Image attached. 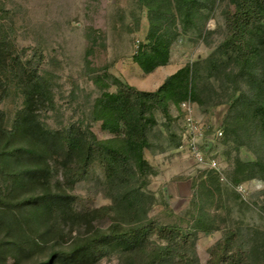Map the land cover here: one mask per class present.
Listing matches in <instances>:
<instances>
[{
	"label": "rangeland",
	"instance_id": "374dc122",
	"mask_svg": "<svg viewBox=\"0 0 264 264\" xmlns=\"http://www.w3.org/2000/svg\"><path fill=\"white\" fill-rule=\"evenodd\" d=\"M210 4H197L193 16L185 21L176 0H0V41L11 45L21 59L16 75L0 74L4 81L9 80L0 104L1 130L15 128L17 112L24 104L22 89L37 72L48 90L47 102L35 107L44 126L59 129L75 124L96 141L122 149L127 132L124 116L105 108L111 101L106 99L108 95L120 94L123 84L158 90L181 68L199 63L191 84L196 89L191 99L194 114L214 131L221 128L227 133L202 144L204 156L199 160L188 148L181 109L185 100L167 95L166 109L148 101L142 169L132 158L129 166L135 175L129 170V177L123 180L119 170L110 175L107 164L93 158L84 176L66 189L77 210L106 209L93 218L91 231L81 226L65 239L69 243L76 235L87 238L94 228L127 231L152 224L155 230L135 245L124 239L110 240L98 260L83 264H177L182 258L192 264H210L214 247L227 235L233 237L232 249L242 264H261L264 168L251 164L260 161L264 165V139L244 130L257 134L246 115H242L244 128L239 134L231 127L239 112L233 102L246 86L244 80L225 73L233 59L220 49L227 33L226 11L233 6L230 0ZM160 38L167 42L166 62L155 49ZM142 54L147 58L156 55L159 63L144 69L137 59ZM208 58L212 60L208 62ZM0 85L1 90L6 88ZM239 135L245 146H237ZM50 164L55 186L62 180L61 169L54 158ZM249 171L253 178L243 180ZM7 182L6 175L0 176V183ZM31 192L23 189L17 197ZM36 223L31 222V230L45 237L46 227ZM163 226L169 227L166 235L161 233ZM57 230L49 231L45 238L50 241L43 251L31 252L17 264H48L49 255L65 245L52 239L61 236ZM2 241L5 244L9 238L1 231ZM149 244L163 251L155 252ZM14 251H6L0 260L14 264Z\"/></svg>",
	"mask_w": 264,
	"mask_h": 264
},
{
	"label": "trees",
	"instance_id": "16d2710c",
	"mask_svg": "<svg viewBox=\"0 0 264 264\" xmlns=\"http://www.w3.org/2000/svg\"><path fill=\"white\" fill-rule=\"evenodd\" d=\"M176 1L187 21L193 16L197 4L211 5L214 0ZM230 2L233 7L226 11L227 33L220 49L223 55L232 56L233 63L224 70L227 75L244 80L246 84L245 89L233 102L232 106L239 112L233 116L231 127L238 133L244 128L242 115H246V118H251L249 124L256 126L257 134L251 133L248 129L244 130L250 136L258 135L264 139V0H230ZM158 41V46H155L157 55H163L162 62H166L167 42L165 43L162 38ZM137 59L146 70L159 63L154 54L148 58L142 54ZM211 60L212 58L207 59L208 62ZM148 63L152 66L147 65ZM197 64L199 65V63L188 64L181 68L158 90L143 91L123 84V91L120 94L108 95L106 99L111 101L105 108H108L109 112L124 116L127 132L124 140L122 139V149L110 146L106 141H96L86 129L75 124L59 129L44 126L38 119L35 107L47 102L45 95L48 90L41 81L43 77L37 72L34 73L32 80L22 89L24 104L17 112L15 128L1 130L0 127V176L6 175L8 180L7 184L0 183V232L2 231L9 238L5 244L3 241L0 243V259L5 256L6 251L15 249L12 254L16 257L14 264H17L20 258H25L31 252L43 251L46 242L50 241L45 237L55 227L60 231L61 236L56 234L52 239H59L65 245L49 255L46 260L48 264L89 263L102 256L105 245L110 240L124 239L125 242L135 245L139 239H144V235L152 234L155 230L152 224H140L127 228V231L113 229L106 232L94 228L93 234L87 238L76 235L67 243L66 234L73 235V232L79 231L81 226H87L91 231L93 218L106 208L77 210L66 188L73 186L84 176L90 161L95 157H99L107 164L110 175L119 170L123 180L129 177V170H132L131 175H135L133 167L129 166L132 158L134 164L142 169L145 164L143 150L147 144V119L144 113L148 101H153L166 109L167 95L177 96L178 100L194 99L196 89L191 84L194 81L193 74ZM19 67H21L20 56L12 52L11 45L0 41V74L14 76ZM8 81L0 77V84L6 86ZM8 87L1 90L0 85V104ZM243 110L246 114H242ZM2 116L3 111L0 109L1 121ZM227 130L229 131L230 127H227ZM224 133L227 134L226 130ZM226 138L225 136L224 139ZM12 139H21L24 142L15 145L9 142ZM236 142L238 147L246 145L241 135L237 137ZM53 158L59 161L57 165L60 166L62 176V180H58L55 186L52 183L54 168L50 164ZM256 165L264 168L260 161L251 164V167ZM251 178L253 174L249 171L242 179ZM23 189L32 192L22 198L17 197ZM37 221L46 227L45 237L31 230L30 225ZM168 229V226H163L161 233L166 235ZM232 238L231 235H227L219 241L212 251L210 264H242L238 252L232 249ZM140 244H143V241ZM149 246L155 252L163 251L159 246L151 244ZM261 257V264H264V252ZM0 264L7 263L0 260ZM177 264H192V262L182 258Z\"/></svg>",
	"mask_w": 264,
	"mask_h": 264
},
{
	"label": "built area",
	"instance_id": "2783aa9c",
	"mask_svg": "<svg viewBox=\"0 0 264 264\" xmlns=\"http://www.w3.org/2000/svg\"><path fill=\"white\" fill-rule=\"evenodd\" d=\"M181 109L185 115L184 124L188 148L195 158L203 160L202 144L221 139L224 136V131L221 128L214 131L210 124L197 119L190 99L182 102ZM213 135L215 139L212 138Z\"/></svg>",
	"mask_w": 264,
	"mask_h": 264
}]
</instances>
